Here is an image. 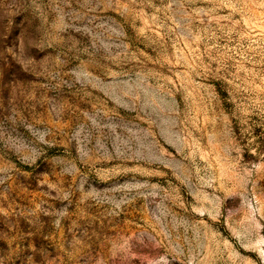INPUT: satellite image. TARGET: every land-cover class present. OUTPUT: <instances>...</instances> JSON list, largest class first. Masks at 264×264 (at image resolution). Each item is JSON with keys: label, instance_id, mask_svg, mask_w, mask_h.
<instances>
[{"label": "rangeland", "instance_id": "1", "mask_svg": "<svg viewBox=\"0 0 264 264\" xmlns=\"http://www.w3.org/2000/svg\"><path fill=\"white\" fill-rule=\"evenodd\" d=\"M0 264H264V0H0Z\"/></svg>", "mask_w": 264, "mask_h": 264}]
</instances>
